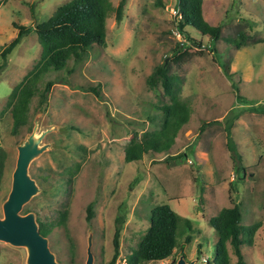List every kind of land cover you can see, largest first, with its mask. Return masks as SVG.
Returning a JSON list of instances; mask_svg holds the SVG:
<instances>
[{
  "label": "rangeland",
  "instance_id": "rangeland-1",
  "mask_svg": "<svg viewBox=\"0 0 264 264\" xmlns=\"http://www.w3.org/2000/svg\"><path fill=\"white\" fill-rule=\"evenodd\" d=\"M69 1L0 0V51L16 39V27L30 29L6 61L0 58V217L17 147L38 117V131H60L43 139L50 149L29 165L40 191L20 215L48 222L65 213L62 225L45 237L57 264H85L89 233L93 264H109L117 218L124 222L115 264H125L148 229L150 212L163 204L182 219L176 248L167 260L142 264H175L181 252L187 262L213 264L217 236L209 220L234 206L241 226L259 225L251 243L240 247L244 264H264V115L250 112L264 109V0H203L204 20L220 28L216 42L191 28L186 36L178 33L176 0H126L121 20L112 14L105 21L104 47L94 46L82 62L68 61L65 69L40 78L39 93L53 84L46 101L40 104L37 93L26 125L12 133L9 111L40 59L34 28ZM120 1L110 0L114 8ZM239 32L248 38L238 50L232 41ZM225 69L237 74L231 83ZM157 70L179 79V98L188 105L189 120L169 151L184 158L166 162L165 154L150 153L126 163L124 148L158 130L154 107L169 103L160 84H148ZM229 125L238 163L227 148ZM228 253L236 264L230 246ZM25 262L23 248L0 242V264Z\"/></svg>",
  "mask_w": 264,
  "mask_h": 264
},
{
  "label": "trees",
  "instance_id": "trees-1",
  "mask_svg": "<svg viewBox=\"0 0 264 264\" xmlns=\"http://www.w3.org/2000/svg\"><path fill=\"white\" fill-rule=\"evenodd\" d=\"M126 0H121L117 8H114L110 0H71L58 7L45 22H41L34 28L38 44L41 47L40 59L34 69L29 72L22 82L16 101L13 103L9 115L11 117V131H17L27 123V108L32 98L39 93L37 88L40 78L49 71H61L65 69L68 61L79 63L88 57L89 52L95 47L105 46V21L112 14H115L117 21L121 20V13ZM203 0H176L175 9L178 13V21L175 29L182 36H186V28H191L201 36H207L211 41L216 42L220 37V28L212 27L203 18ZM18 35L15 40L0 51V58L6 61L8 55L16 48L21 39L30 32V29L16 27ZM247 36L243 32L237 33L232 41L236 49L245 46ZM181 56V55H179ZM5 65H3L4 69ZM0 67V70H2ZM158 75L157 81L154 76ZM228 81L236 77V73H229L225 69ZM235 80V79H234ZM160 84L163 96L169 99V103L163 104L156 109L155 120L159 122V128L151 133H145L140 140H132L124 148V161L132 163L139 161L144 155L150 153L165 154L166 162L180 161L184 155L170 156L169 151L174 144L175 137L181 128L189 120V109L186 102L180 100L179 79L176 76L168 75L165 71L157 70L148 81L149 85ZM231 83V82H230ZM47 82L39 93L40 104L46 101V96L52 86ZM231 88L238 94V89ZM94 92V91H93ZM98 95L97 93H95ZM239 101L247 102L246 99L237 95ZM250 112L263 114L264 109L253 108ZM231 125V124H230ZM230 125L227 128V148L232 154V160L240 162L235 146L230 139ZM202 127L200 131H202ZM4 153L0 152V180L3 168ZM238 166V167H237ZM236 167L241 169L238 164ZM91 216V207L88 208V220ZM65 220V213H59L57 221L42 222L36 220L38 231L46 237L50 234L52 227L62 225ZM116 229L113 235V257L109 264H115L119 256V235L122 226V219L117 218ZM149 226L137 244L136 250L125 259V264H142L144 262H158L169 259L176 248V236L182 219L169 205L156 206L150 212ZM189 224L188 221H184ZM241 213L238 207L224 208L218 215L209 220V225L214 229L217 241L213 264H230L228 246L231 247L236 264H244L240 247L243 243H251L254 233L259 227L258 224L249 227L241 226ZM189 242V237L186 238ZM183 250V247H180ZM199 254V250L197 251ZM181 255L182 252H181ZM206 264H209L206 259Z\"/></svg>",
  "mask_w": 264,
  "mask_h": 264
},
{
  "label": "water",
  "instance_id": "water-1",
  "mask_svg": "<svg viewBox=\"0 0 264 264\" xmlns=\"http://www.w3.org/2000/svg\"><path fill=\"white\" fill-rule=\"evenodd\" d=\"M38 117L34 119L31 133L17 147V159L12 173L11 188L7 199L2 204V218L0 217V242L26 251L25 264H57L54 255L48 248V241L38 231L36 217L32 213L20 215L21 210L34 196L39 193L34 180L28 175V168L32 161L48 151L50 144H43V139L52 132L60 129L53 126L49 129L37 130ZM92 234L87 238L85 264H93ZM175 264H195L187 262L180 255Z\"/></svg>",
  "mask_w": 264,
  "mask_h": 264
}]
</instances>
